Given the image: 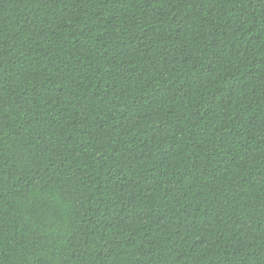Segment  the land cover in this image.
Returning <instances> with one entry per match:
<instances>
[{
  "label": "trees",
  "instance_id": "16d2710c",
  "mask_svg": "<svg viewBox=\"0 0 264 264\" xmlns=\"http://www.w3.org/2000/svg\"><path fill=\"white\" fill-rule=\"evenodd\" d=\"M0 264H264V0H0Z\"/></svg>",
  "mask_w": 264,
  "mask_h": 264
}]
</instances>
